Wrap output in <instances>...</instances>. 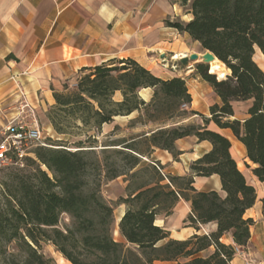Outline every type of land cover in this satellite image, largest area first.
I'll return each instance as SVG.
<instances>
[{
	"label": "trees",
	"instance_id": "obj_1",
	"mask_svg": "<svg viewBox=\"0 0 264 264\" xmlns=\"http://www.w3.org/2000/svg\"><path fill=\"white\" fill-rule=\"evenodd\" d=\"M180 2L190 5L191 21L166 25L188 34L230 71L222 78L215 67L196 65L220 104L210 107V117L191 110L192 96L183 78L163 80L131 59L83 69L75 87L65 84L63 91L54 92L48 119L58 135H73L71 128L101 135L103 125L135 112L139 116L129 128L150 123L157 128L112 141L101 150L103 158L83 144L71 151L65 141L37 148L28 159L33 172L18 179L0 203V264H54L42 253L44 244L55 246L71 264H232L238 249L248 245L255 222L246 213L256 204L257 190L219 130L231 131L245 146L256 165L253 175L264 182V71L254 60L256 48L264 55V0ZM143 89L154 91L151 102L140 97ZM117 93L121 100L115 99ZM249 101L247 118L236 119L235 103ZM193 116L203 124L184 123ZM211 123L218 130L210 129ZM187 137L212 145L191 165V175H167L159 161H144L156 150L177 160L181 152L176 142ZM214 175L220 177L224 197L194 188L195 177ZM122 177L129 184L127 197L117 201L126 206L118 241L113 234L115 209L101 189L104 181ZM181 199L191 203L186 223L197 231L184 241L156 225V218L171 216ZM63 215L69 224L60 229ZM211 223L217 225L215 232L200 233L201 226ZM225 238L233 243L226 244ZM210 248L209 256L200 255Z\"/></svg>",
	"mask_w": 264,
	"mask_h": 264
},
{
	"label": "crops",
	"instance_id": "obj_2",
	"mask_svg": "<svg viewBox=\"0 0 264 264\" xmlns=\"http://www.w3.org/2000/svg\"><path fill=\"white\" fill-rule=\"evenodd\" d=\"M189 9L190 5L184 7L180 0H0V130L16 115L14 108L20 88L38 112L46 111L55 105L54 92L63 91L65 84L75 87L83 69L128 59L163 80L183 78L192 96L191 110L210 117V107L220 104V98L197 74L194 62L184 65L181 60L172 59L175 55L183 59L199 54L195 49L191 51L198 42L166 25L167 21H191ZM10 56L12 58H8ZM262 57V52L256 48L255 62L264 71ZM162 59L177 68L162 65ZM153 94L152 89H143L139 93L147 103L151 102ZM121 98L117 93L115 99ZM249 102L235 103L236 119L247 118L249 105L241 108L239 104ZM138 116L135 112L116 117L113 123L121 119L125 125L119 123L118 126L128 127L127 124ZM197 118L199 116L190 117L184 123ZM194 122L200 124L198 120ZM111 124L103 125L102 133L111 130ZM156 128L150 123L136 128L134 134L148 133ZM209 128L218 130L213 123ZM219 131L231 141L232 156L258 194L256 204L246 213V217L255 222L250 241L245 248L238 249L232 264H246V259L251 264H264V182L253 175L256 165L249 161L245 146L231 131ZM176 149L181 152L177 160L168 151L156 150L144 161H159L167 175L188 176L192 174L191 165L209 153L212 145L199 142L196 137H187L176 142ZM119 180L123 178L113 182ZM194 181V188L199 192L216 191L225 196L218 175L195 177ZM120 207L123 209L119 222L126 212L124 205ZM191 213V203L181 199L171 216L156 218V225L170 232L172 239L187 240L197 233L186 223ZM200 229V233L209 234L217 230V225L211 223ZM223 241L233 243L232 239ZM212 252L213 248H210L200 255L207 257Z\"/></svg>",
	"mask_w": 264,
	"mask_h": 264
},
{
	"label": "rangeland",
	"instance_id": "obj_3",
	"mask_svg": "<svg viewBox=\"0 0 264 264\" xmlns=\"http://www.w3.org/2000/svg\"><path fill=\"white\" fill-rule=\"evenodd\" d=\"M194 49H195V52H198L200 55H203L206 52L203 50L202 46L199 44L196 46V48L191 47V51H194ZM254 60H255V56H254ZM256 60L259 61L258 58H256ZM199 63H202V62L200 60L199 62H194L193 67L195 68L196 65ZM225 74H227L226 71H225ZM250 104L251 102L239 104V105L241 108H243L244 105L248 106ZM50 109L51 108H48L46 111L38 112L39 124H40L41 132H42V137L45 143L55 144L57 141H65L66 144H63V145H65L66 148H68L71 151H77L78 150L77 147H79L80 144H83V146L85 147L94 148L97 151V154L100 158H103L101 150L104 149V146H108L111 144L112 141H115V140H118L124 137L130 138L135 135H138V134H134V130H136V128H139V129L143 128V125L137 124L136 127H134L135 129H131L129 128L130 123H128L127 124L128 127L121 126L120 130L114 133L113 131L115 127H119L118 126L119 123H123L122 124L123 126L125 125V123L122 122L123 120L119 119V120H116L115 123H112L110 125L111 130L105 133L103 132L101 135H98L96 131H92L86 134L82 132L81 130L71 128L70 131L73 135L64 137V136L58 135L51 127L49 119H48V114H49ZM197 120L200 122V124H203V121L201 120L200 117L194 121H197ZM194 121L190 123L197 124V122H194ZM28 159H31V158H28ZM28 159L24 162L23 166L13 165V166L0 169V203L1 204L5 202L8 190H11L14 187L16 181L18 179L20 180L21 178L29 176L30 173L33 172L35 166H30V162L28 161ZM241 169L245 171L244 166H241ZM249 176H250V173H249ZM128 184L129 182L127 181V178H123V180H119L117 182L104 181L102 185V189H101L104 199L107 202L113 204L114 209H115V212H114L115 223L113 226V230H114L113 234H114V238L118 241L121 239V237L119 238L117 237V233H120L119 232V218H120V211L123 208L120 207L122 205L117 204V201L120 198L127 197L126 188ZM68 224H69L68 217L66 215H63L61 217V223H60L59 228L63 229ZM13 251H14V244H12L9 248V252L12 253ZM42 253L47 258H51L54 261V264H71L67 260L64 259L62 254L59 253L57 249L55 248V246H53L52 244H44L42 248Z\"/></svg>",
	"mask_w": 264,
	"mask_h": 264
},
{
	"label": "built area",
	"instance_id": "obj_4",
	"mask_svg": "<svg viewBox=\"0 0 264 264\" xmlns=\"http://www.w3.org/2000/svg\"><path fill=\"white\" fill-rule=\"evenodd\" d=\"M178 55L172 57L175 61ZM161 64L172 69L176 65H171L166 59L161 60ZM14 112L16 113L0 130V169L9 166H23L28 158L35 157V150L39 147H47L45 143L38 119V111L23 89H19V100ZM246 256V254H242ZM246 264L251 262L246 259Z\"/></svg>",
	"mask_w": 264,
	"mask_h": 264
},
{
	"label": "water",
	"instance_id": "obj_5",
	"mask_svg": "<svg viewBox=\"0 0 264 264\" xmlns=\"http://www.w3.org/2000/svg\"><path fill=\"white\" fill-rule=\"evenodd\" d=\"M217 59V57L210 51H206L204 54H203V59H202V63L203 64H206L208 66L211 65L212 62H214L215 60ZM200 60V55L199 54H192L190 56H187L183 59H181V63L186 65L188 64V62H199Z\"/></svg>",
	"mask_w": 264,
	"mask_h": 264
},
{
	"label": "bare ground",
	"instance_id": "obj_6",
	"mask_svg": "<svg viewBox=\"0 0 264 264\" xmlns=\"http://www.w3.org/2000/svg\"><path fill=\"white\" fill-rule=\"evenodd\" d=\"M262 58H264V55H263ZM178 59H179V56L177 57V60H178ZM202 59H203V55H200V61H202ZM262 60H263V59H262ZM214 67H215V70H216L217 72H220V77H222V78L226 76L225 71H226L227 73L230 72V71L226 68V66H225L222 62H220L218 59H216L214 62L211 63V65H210V69L213 70ZM117 237H118V238L120 237V233H117Z\"/></svg>",
	"mask_w": 264,
	"mask_h": 264
}]
</instances>
